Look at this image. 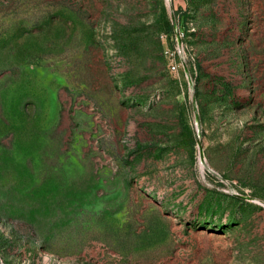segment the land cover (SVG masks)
I'll return each mask as SVG.
<instances>
[{"label": "rangeland", "instance_id": "374dc122", "mask_svg": "<svg viewBox=\"0 0 264 264\" xmlns=\"http://www.w3.org/2000/svg\"><path fill=\"white\" fill-rule=\"evenodd\" d=\"M0 264H264V0H0Z\"/></svg>", "mask_w": 264, "mask_h": 264}]
</instances>
